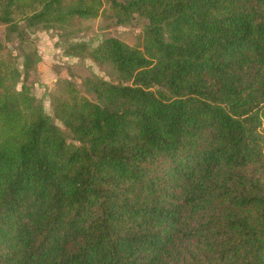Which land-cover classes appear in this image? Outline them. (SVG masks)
Instances as JSON below:
<instances>
[{"label": "trees", "instance_id": "16d2710c", "mask_svg": "<svg viewBox=\"0 0 264 264\" xmlns=\"http://www.w3.org/2000/svg\"><path fill=\"white\" fill-rule=\"evenodd\" d=\"M147 21L67 48L53 115L0 42V264H264V0H0V25Z\"/></svg>", "mask_w": 264, "mask_h": 264}, {"label": "rangeland", "instance_id": "374dc122", "mask_svg": "<svg viewBox=\"0 0 264 264\" xmlns=\"http://www.w3.org/2000/svg\"><path fill=\"white\" fill-rule=\"evenodd\" d=\"M146 24L147 21L138 16H133L125 24H118L114 18L105 15L82 21L78 27L68 29H44L41 25L28 26L25 22H19L17 31L0 25V42L15 56V66L19 72L17 89L23 78L24 56L34 53L36 62L30 71L33 95L43 112L60 130L66 143L77 145L72 134L54 117L52 97L63 95L64 80L81 86L94 77L108 82H116L117 77L109 64L98 65L86 56H71L67 54V48L75 44L95 47L106 38H116L134 46Z\"/></svg>", "mask_w": 264, "mask_h": 264}]
</instances>
